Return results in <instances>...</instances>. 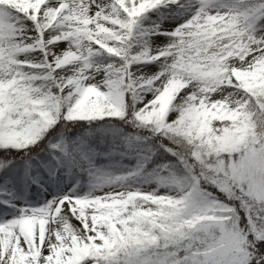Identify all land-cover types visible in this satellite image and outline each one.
<instances>
[{
    "label": "snow or ice",
    "instance_id": "6c2138e0",
    "mask_svg": "<svg viewBox=\"0 0 264 264\" xmlns=\"http://www.w3.org/2000/svg\"><path fill=\"white\" fill-rule=\"evenodd\" d=\"M0 264H264V0H0Z\"/></svg>",
    "mask_w": 264,
    "mask_h": 264
}]
</instances>
